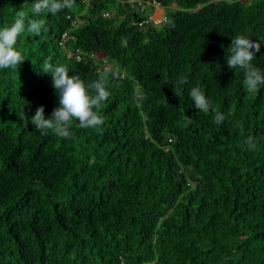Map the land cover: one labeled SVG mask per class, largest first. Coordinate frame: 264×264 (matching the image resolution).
Segmentation results:
<instances>
[{
  "label": "trees",
  "instance_id": "obj_1",
  "mask_svg": "<svg viewBox=\"0 0 264 264\" xmlns=\"http://www.w3.org/2000/svg\"><path fill=\"white\" fill-rule=\"evenodd\" d=\"M160 1L0 0V264H264V0Z\"/></svg>",
  "mask_w": 264,
  "mask_h": 264
},
{
  "label": "clouds",
  "instance_id": "obj_2",
  "mask_svg": "<svg viewBox=\"0 0 264 264\" xmlns=\"http://www.w3.org/2000/svg\"><path fill=\"white\" fill-rule=\"evenodd\" d=\"M134 1L135 0H128V3L135 9H138L140 10L141 12H144L145 13V17L146 19L144 20L143 23H139V25H143L144 23H153L155 25H160L162 23H165L167 21V17L165 15V10L166 8L161 4V1H159L160 5L158 7H154V6H150V5H143V8H140V7H137L136 4H134ZM125 3V2H123ZM175 6V5H174ZM170 8V7H169ZM175 9V8H174ZM173 10V9H172ZM160 12V16H159V19L155 18L156 16V13L157 12ZM162 13V14H161ZM108 14V16L106 15ZM111 14L114 15V13H105L104 16L105 17H111ZM163 18H166V20H163ZM160 20V21H159ZM159 21V22H158ZM104 66V68L106 70H108L110 68L109 64L107 62H103L102 64Z\"/></svg>",
  "mask_w": 264,
  "mask_h": 264
},
{
  "label": "built area",
  "instance_id": "obj_3",
  "mask_svg": "<svg viewBox=\"0 0 264 264\" xmlns=\"http://www.w3.org/2000/svg\"><path fill=\"white\" fill-rule=\"evenodd\" d=\"M134 4H136L137 7H140V8H143V5H150L154 7H158L160 5L158 0H135ZM106 15L108 16V14ZM163 20H166V18H163Z\"/></svg>",
  "mask_w": 264,
  "mask_h": 264
},
{
  "label": "rangeland",
  "instance_id": "obj_4",
  "mask_svg": "<svg viewBox=\"0 0 264 264\" xmlns=\"http://www.w3.org/2000/svg\"><path fill=\"white\" fill-rule=\"evenodd\" d=\"M174 8H175L174 5L170 6V9H174ZM158 12H159V11H158ZM158 12H157V13H158ZM157 13H156V15H157ZM159 13H160V12H159ZM159 13H158V15H159ZM158 15L156 16L157 19H158ZM99 57H100V59H102V60H103V58H104L102 55H100ZM109 66H110V65H109Z\"/></svg>",
  "mask_w": 264,
  "mask_h": 264
},
{
  "label": "bare ground",
  "instance_id": "obj_5",
  "mask_svg": "<svg viewBox=\"0 0 264 264\" xmlns=\"http://www.w3.org/2000/svg\"><path fill=\"white\" fill-rule=\"evenodd\" d=\"M158 13H159V12H158ZM158 13H157V15H158ZM157 15H156V16H157ZM156 16H155V18H156ZM159 16H160V13H159V15H158V19H159Z\"/></svg>",
  "mask_w": 264,
  "mask_h": 264
},
{
  "label": "crops",
  "instance_id": "obj_6",
  "mask_svg": "<svg viewBox=\"0 0 264 264\" xmlns=\"http://www.w3.org/2000/svg\"><path fill=\"white\" fill-rule=\"evenodd\" d=\"M162 14V13H161Z\"/></svg>",
  "mask_w": 264,
  "mask_h": 264
}]
</instances>
